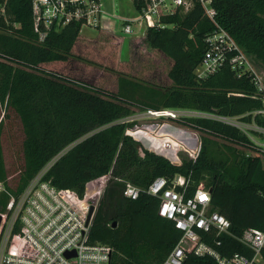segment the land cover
Listing matches in <instances>:
<instances>
[{
    "label": "trees",
    "instance_id": "obj_1",
    "mask_svg": "<svg viewBox=\"0 0 264 264\" xmlns=\"http://www.w3.org/2000/svg\"><path fill=\"white\" fill-rule=\"evenodd\" d=\"M0 5L5 12L0 16V106L14 112L23 134V164L12 177L4 160L0 119V181L6 189L16 196L51 159L64 152L44 179L81 197L99 196L90 239L112 248L110 264H163L181 232L158 215L157 198L142 192L136 200L127 199L122 193L124 181L145 190L156 177L169 179L178 174L188 180L189 193L204 181L210 192V209L222 214L231 228L230 234L216 238L202 235V241L225 256H250L236 238L248 228L264 229L260 154L245 156L230 147L229 154H223L204 137L198 159L182 160L177 166L145 150L126 133L134 122H121L134 114V106L143 111L192 109L227 117L263 108L250 78L237 77L228 67L207 78H196L194 69L206 50L204 37L215 28L203 7L195 3L186 13L162 16L165 28L148 25L141 36L148 47L170 60L166 71L169 86L162 88L119 72L116 91L108 93L64 69L70 59L83 60L73 53L80 42V23L52 30L39 41L32 27L31 0H0ZM211 5L216 22L264 68V0H211ZM97 30L121 42L104 27ZM59 65H63L61 70ZM254 119L264 124L261 115ZM241 120L250 123L252 117ZM179 122L212 138L257 150L238 128L222 122L204 118ZM214 240L221 244L217 246ZM261 256L264 262V248ZM183 264L216 263L188 253Z\"/></svg>",
    "mask_w": 264,
    "mask_h": 264
},
{
    "label": "built area",
    "instance_id": "obj_2",
    "mask_svg": "<svg viewBox=\"0 0 264 264\" xmlns=\"http://www.w3.org/2000/svg\"><path fill=\"white\" fill-rule=\"evenodd\" d=\"M118 1L31 0L32 27L38 40L43 41L50 31H60L71 22L96 30L105 19H115L124 25L122 33L131 35L132 23L137 25V33H142L143 28L146 29L148 25L163 29L166 25L160 22L162 16L175 12L186 13L195 3H199L215 28L204 37L206 50L194 69L196 78H207L221 68L228 67L237 77L250 78L263 108L235 117L204 111L192 116L187 109H150L144 112L148 118L157 120L154 124L156 127L146 125L145 130L141 131L147 136L154 134V137H158L161 135L160 131L168 126L162 119L174 122L186 118L210 119L238 128L242 133L246 130L258 135L262 139L261 143L245 136L258 145L260 156L264 160V124L259 125L254 119L256 115H261L264 120V68L259 67L253 56L248 55L216 22V10L211 5V0H125L134 8L135 16L131 18L120 14ZM134 4L140 8L136 9ZM4 13L3 6L0 5V16ZM247 115L252 117L250 123L241 120ZM177 147L182 149L181 146ZM175 153L177 154V149ZM63 154L64 152L51 159L16 196L0 181V264L111 263L112 248L90 239V225L99 196L85 194L81 197L72 189L58 188L44 179L51 165ZM196 157L197 154L191 156L193 161ZM179 163L181 165L176 160L173 164ZM187 184L188 180L178 174L169 179L156 177L145 190L127 180L123 184L122 193L129 200H136L142 192L157 198L158 215L172 221L174 227L181 232V238L163 264H183L188 253L197 258L209 257L216 264H264L261 256L264 229L248 228L236 238L251 252L250 256L242 253L225 256L202 241V235L205 234L214 238L222 233L230 234L231 225L217 210L210 209V192L204 184H199L192 193L187 192ZM90 208L92 214L89 216ZM214 242L217 246L221 244L216 240Z\"/></svg>",
    "mask_w": 264,
    "mask_h": 264
},
{
    "label": "rangeland",
    "instance_id": "obj_3",
    "mask_svg": "<svg viewBox=\"0 0 264 264\" xmlns=\"http://www.w3.org/2000/svg\"><path fill=\"white\" fill-rule=\"evenodd\" d=\"M117 5L119 8L120 6L123 8V12L120 11L122 16L130 18L135 16L134 8L125 0H119ZM124 12L126 15H124ZM101 25V27L106 25L104 28L108 30V32L116 34L121 42L116 41V39L111 40L110 34L83 26L79 34L80 42H77L75 50L73 48V53L83 60L93 62L94 65L83 60L77 61L70 59V61L66 63V68H64L66 71H70V74L75 77H85L84 80L91 81L89 82L90 84L101 87L108 93L116 91L117 74L119 72L129 75L130 77L133 76L136 79L152 82L162 88L170 85V80L167 77L166 71L170 67L171 62L167 57H163L159 52L147 46L146 42L141 37L145 31L144 28L142 33H137V25L132 23L133 31L131 35H125L122 33V27L124 25H122L120 21L106 19ZM59 66L58 68L62 69L63 65ZM258 66L262 67L259 64ZM42 68L48 69L49 66H42ZM54 71L57 72L58 70ZM132 109H134V114L122 119L134 122L133 127L129 128L126 133L133 140L141 143L145 150L160 155L173 163L176 160L180 162L182 160L194 162L191 156L192 154H197L198 157L204 137L210 139L212 143L214 142L217 144L223 154H229L228 147L234 150L235 153L244 154L245 156L260 154L258 145H255L251 141V145L255 146L258 151L256 149L247 150L241 145L228 143L221 138L216 139L203 133L201 134L188 126L181 125L179 120L174 122L162 119V121L167 122L168 125L162 130L163 134L158 137H154V134L151 137L147 136L142 133V131L145 130L144 128L146 125L151 126V128H154V126L156 127L154 124L157 123V120L148 118L143 110L135 106ZM187 110L192 113V116L200 112L192 109ZM0 119H2L3 131L1 135V145L3 147L4 160L10 168L11 176L14 177L18 168L23 164L21 146L23 139L22 129L14 112L6 110L1 106ZM243 132L246 133H243L244 135H248L252 140H257L258 143H261L262 139L258 137V135L246 130ZM250 138L248 140H250ZM174 145L176 146L175 149L171 147ZM177 146H181L182 149H178L179 147ZM212 146L216 147L215 145ZM176 149L177 154L175 153ZM197 157L196 160L198 159ZM262 162L264 166L263 159ZM179 165L180 163L177 164V166ZM201 184L203 185L204 181L200 183V185Z\"/></svg>",
    "mask_w": 264,
    "mask_h": 264
},
{
    "label": "water",
    "instance_id": "obj_4",
    "mask_svg": "<svg viewBox=\"0 0 264 264\" xmlns=\"http://www.w3.org/2000/svg\"><path fill=\"white\" fill-rule=\"evenodd\" d=\"M139 152H140L141 156L144 155L143 152H142V149H141V148L139 149ZM91 214H92V208L89 209V216H90ZM113 226H114V223H113Z\"/></svg>",
    "mask_w": 264,
    "mask_h": 264
},
{
    "label": "crops",
    "instance_id": "obj_5",
    "mask_svg": "<svg viewBox=\"0 0 264 264\" xmlns=\"http://www.w3.org/2000/svg\"><path fill=\"white\" fill-rule=\"evenodd\" d=\"M120 8H121V6H120ZM121 12H123V8H121ZM124 15H126L125 12H124ZM104 21H106V19ZM103 27H106V25H104Z\"/></svg>",
    "mask_w": 264,
    "mask_h": 264
}]
</instances>
